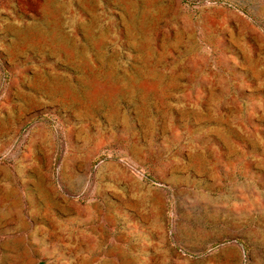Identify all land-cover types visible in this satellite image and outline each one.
<instances>
[{"label":"rangeland","instance_id":"rangeland-1","mask_svg":"<svg viewBox=\"0 0 264 264\" xmlns=\"http://www.w3.org/2000/svg\"><path fill=\"white\" fill-rule=\"evenodd\" d=\"M0 0V264H264V0Z\"/></svg>","mask_w":264,"mask_h":264},{"label":"crops","instance_id":"crops-1","mask_svg":"<svg viewBox=\"0 0 264 264\" xmlns=\"http://www.w3.org/2000/svg\"><path fill=\"white\" fill-rule=\"evenodd\" d=\"M234 2L240 3V0H234ZM248 3L252 4V0H249Z\"/></svg>","mask_w":264,"mask_h":264}]
</instances>
